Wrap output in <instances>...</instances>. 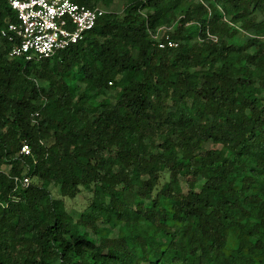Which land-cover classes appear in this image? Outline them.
I'll return each instance as SVG.
<instances>
[{
    "label": "trees",
    "instance_id": "obj_1",
    "mask_svg": "<svg viewBox=\"0 0 264 264\" xmlns=\"http://www.w3.org/2000/svg\"><path fill=\"white\" fill-rule=\"evenodd\" d=\"M74 1L122 12L25 61L0 0V264H264V0Z\"/></svg>",
    "mask_w": 264,
    "mask_h": 264
},
{
    "label": "built area",
    "instance_id": "obj_2",
    "mask_svg": "<svg viewBox=\"0 0 264 264\" xmlns=\"http://www.w3.org/2000/svg\"><path fill=\"white\" fill-rule=\"evenodd\" d=\"M7 2L16 12L17 20L8 22L1 29V35L11 42L9 56L22 57L25 61L51 57L60 50L83 41L98 19L109 11L101 5L90 7L74 0ZM171 29V26L163 25L150 30L159 47L178 45V41L168 34ZM21 153H31L28 143L22 145ZM13 179L19 187H27L31 181L28 175H15Z\"/></svg>",
    "mask_w": 264,
    "mask_h": 264
},
{
    "label": "rangeland",
    "instance_id": "obj_3",
    "mask_svg": "<svg viewBox=\"0 0 264 264\" xmlns=\"http://www.w3.org/2000/svg\"><path fill=\"white\" fill-rule=\"evenodd\" d=\"M104 8H106L107 10H111V11H117V12H122V2L120 1H114L110 6H104ZM260 18H262V16H260ZM173 27V26H171ZM115 91H111L110 95L113 97ZM211 146V145H209ZM220 147V146H218ZM184 190H187V185L184 184ZM55 194H57L55 192ZM89 191L85 188L82 189V191L74 198V199H70V198H66V205L68 208H74L77 210H81L82 208H84L88 203H89ZM58 195V194H57ZM114 232H112V234H114Z\"/></svg>",
    "mask_w": 264,
    "mask_h": 264
}]
</instances>
